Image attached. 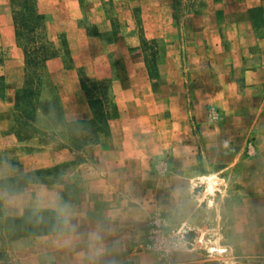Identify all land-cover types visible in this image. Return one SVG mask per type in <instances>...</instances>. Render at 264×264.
Wrapping results in <instances>:
<instances>
[{
    "label": "rangeland",
    "instance_id": "374dc122",
    "mask_svg": "<svg viewBox=\"0 0 264 264\" xmlns=\"http://www.w3.org/2000/svg\"><path fill=\"white\" fill-rule=\"evenodd\" d=\"M240 1L38 0L46 19L44 35L51 43L41 45L42 53L52 55L43 69L36 120L31 123L16 106V91L25 81V50L17 42L12 1L0 0V57L4 60L0 63V75H6L10 85L6 98L0 97V264H20L15 258L23 254L17 249L33 237L20 229L15 218L27 215L41 219L53 214L60 219L61 229L62 210L73 208L82 182L96 175L90 168L95 161L94 152L110 143L120 144L124 128L144 129L142 142L152 148L161 144L168 151H178V156L167 153L155 159L154 175L176 171L174 163L184 161L188 154L189 159L179 171L199 176L213 173L223 165L216 161L225 160L230 152L216 144L225 132L214 134V130L219 128L224 115L221 108L208 103L205 115L198 118L196 102L213 89L219 74H228V80L238 85L237 96L242 94L244 68L254 64L247 55L264 47V8L250 9ZM90 95L109 99L116 106L118 117L111 120L109 135H101L98 142L87 144L82 150H73L75 136L80 145L85 143L78 122L93 118ZM123 96L132 98L131 103L123 106L125 113L142 118L124 120L119 105ZM84 101L92 117L70 120L71 115L84 112ZM245 103L241 112L250 115L249 111L257 109L255 101ZM108 106L107 111L113 113L112 106ZM226 134L229 138L230 134ZM243 143L245 160L255 155L249 132ZM62 149H69L72 155L63 163L54 164L53 152ZM26 174L33 183L25 191L11 194L16 186L9 179ZM249 178L237 182L232 179L227 189L230 198L222 204L213 201L215 177L210 178L207 191L204 186H195L196 196L206 197L210 193L212 198H202L194 209L200 225H226V241L236 240L240 255L246 257L242 264H260L263 259L250 254L243 244L246 234L230 230L236 221L244 227L251 224L252 218L244 210L249 204L245 194ZM26 193L32 195V200L21 215L11 216L7 204L10 200H5ZM221 209L224 215L220 214ZM235 210L237 216L233 214ZM156 217L164 221L163 234L180 246L169 258L147 248ZM208 234L205 228L194 231L185 221L176 223L156 213L149 220L141 250L170 264L176 254L192 248L194 243L197 247L207 245L214 252L210 239H219L224 233H214L206 242Z\"/></svg>",
    "mask_w": 264,
    "mask_h": 264
},
{
    "label": "crops",
    "instance_id": "0c3cea01",
    "mask_svg": "<svg viewBox=\"0 0 264 264\" xmlns=\"http://www.w3.org/2000/svg\"><path fill=\"white\" fill-rule=\"evenodd\" d=\"M240 2L241 5L247 3L250 9L259 6L264 8V0ZM7 18L8 24H11V12H8ZM262 42L264 44V38ZM247 58H251L254 64L244 68L242 94L237 96L238 85L228 80V74H219L214 79L215 86L211 88L213 91H208L196 102L198 118L205 115L208 103L221 108V115H224L214 134L225 132V137H219L218 139L222 141L216 146L218 148L225 146L230 153L226 155L225 160L216 161L223 164L218 170L199 176L195 172L190 174L179 171L189 159L188 154L184 161L180 159L181 162L177 160L176 164L174 163L176 171L166 175H154L152 174L156 167L154 160L167 153L172 157L174 154L178 156V151L173 149L168 151L161 144L157 148H152L142 142L144 129L124 128L120 144L110 143L108 147L94 152L95 161L90 168L92 174L96 175L82 182L73 208L68 206L62 210L60 231L57 234L27 238V245L17 249V252L23 255L17 256L16 262L167 264L156 254L141 250L150 218L156 213H162L176 223L187 222L194 231L205 228L209 233L206 242H209L208 237L212 234L224 233L219 239L211 237L210 243L213 244L214 252H210L207 245L197 247V243H194L192 248L176 254L170 264H242L246 257L240 255L236 240L226 241L225 235L229 231L225 229L226 225L221 223L200 225L201 220L196 218L195 205L202 198L205 201L210 200L212 196L210 193L206 197H203V194L196 196L195 186H204L207 191L210 178L215 177L217 180L213 197L215 204L217 200L221 203L230 198L227 189L232 179L237 182L243 177L244 179L250 177L249 186L245 191L249 204L244 210L252 218L251 224L244 227L242 223L236 221L230 230L244 232L246 235L242 239L243 244L249 248L250 254L262 258L260 264H264V47L257 53L247 55ZM51 62L48 63V68ZM79 95L84 96L82 93ZM10 98L13 99V94ZM131 100L130 97L124 99V96L119 100L124 120L142 118L140 115L132 116L125 113L123 106H126L127 102L131 103ZM250 100L256 102L257 109L253 113L249 111L248 115L241 111L244 108V101L248 104ZM82 108L84 112L75 117L71 115L70 120L92 117L86 101L82 102ZM248 132L255 147V155L244 160L246 145L243 140ZM226 133L230 134L229 138ZM232 142L235 144H231ZM69 155H72L69 149L54 151L52 154L54 164L63 163ZM194 177L203 179L202 183ZM196 182L197 185H194ZM32 198L31 194L26 193L6 199V202L10 200L7 202L10 215H21ZM238 210L234 211L235 216L238 215ZM240 210L242 211L241 208ZM220 214L224 215L223 209L220 210Z\"/></svg>",
    "mask_w": 264,
    "mask_h": 264
},
{
    "label": "trees",
    "instance_id": "16d2710c",
    "mask_svg": "<svg viewBox=\"0 0 264 264\" xmlns=\"http://www.w3.org/2000/svg\"><path fill=\"white\" fill-rule=\"evenodd\" d=\"M14 9L16 26V38L18 45L25 50V81L16 91V106L20 115L26 117L28 122L36 120V103L40 96L39 87L43 81V69L46 61L52 54L42 53V47L51 44L44 35L45 16L40 12L38 0H11ZM42 45V47H41ZM4 60L0 57V63ZM9 81L6 75H0V97L6 98ZM108 105L112 106L113 113L107 111ZM90 106L93 118L78 122L82 127V137L85 143L80 145L79 137L75 136L76 145L73 150H82L83 146L98 142L101 135H109L111 131V120L118 117L116 106L109 99L90 95ZM30 128L34 126L29 125ZM34 129V128H33ZM85 132V133H83ZM14 190L11 194L20 193L29 188L33 183L30 175H19L9 179ZM20 223L19 227L26 235L43 236L57 234L60 231V219L50 215L48 218L31 219L29 216L15 218Z\"/></svg>",
    "mask_w": 264,
    "mask_h": 264
},
{
    "label": "built area",
    "instance_id": "2783aa9c",
    "mask_svg": "<svg viewBox=\"0 0 264 264\" xmlns=\"http://www.w3.org/2000/svg\"><path fill=\"white\" fill-rule=\"evenodd\" d=\"M164 221L161 218H155L152 222L151 239L152 241L147 245V248L162 253L169 258L173 253L180 249V246L168 239L163 234Z\"/></svg>",
    "mask_w": 264,
    "mask_h": 264
}]
</instances>
